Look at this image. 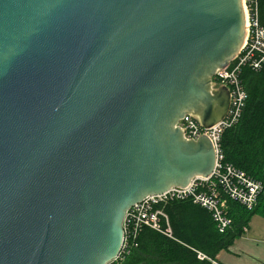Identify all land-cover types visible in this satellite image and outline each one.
<instances>
[{
	"label": "water",
	"instance_id": "water-1",
	"mask_svg": "<svg viewBox=\"0 0 264 264\" xmlns=\"http://www.w3.org/2000/svg\"><path fill=\"white\" fill-rule=\"evenodd\" d=\"M242 0H0V264H108L127 210L213 171Z\"/></svg>",
	"mask_w": 264,
	"mask_h": 264
},
{
	"label": "trees",
	"instance_id": "trees-1",
	"mask_svg": "<svg viewBox=\"0 0 264 264\" xmlns=\"http://www.w3.org/2000/svg\"><path fill=\"white\" fill-rule=\"evenodd\" d=\"M260 12L264 24V0H260ZM243 81L247 91L243 115L224 130L220 145L224 163L262 183L256 206L249 209L228 197L231 223L220 230L206 208L188 200L169 202L165 210L172 235L146 227L134 244L108 264H212L217 254L240 236L252 215L264 213V65L257 71L246 68Z\"/></svg>",
	"mask_w": 264,
	"mask_h": 264
},
{
	"label": "built area",
	"instance_id": "built-area-1",
	"mask_svg": "<svg viewBox=\"0 0 264 264\" xmlns=\"http://www.w3.org/2000/svg\"><path fill=\"white\" fill-rule=\"evenodd\" d=\"M245 12V40L239 53L228 65L216 70L213 89L226 86L230 93V108L225 118L210 126L201 123L193 113L185 114L176 125L187 139L207 136L214 147L216 162L208 176H195L185 186H172L166 191L151 194L130 207L123 218L124 238L121 252L134 244L141 231L151 227L172 235L170 227H163L167 219L165 205L173 201L188 200L212 213L220 230L227 228L231 219L227 216V198L239 201L247 208L256 206L263 185L230 164L223 161L221 137L225 129L238 123L246 105L247 91L243 81L246 68L255 71L264 65V24L261 22L260 0H242ZM167 221V220H166ZM117 257V258H118ZM200 257H203L200 254Z\"/></svg>",
	"mask_w": 264,
	"mask_h": 264
},
{
	"label": "crops",
	"instance_id": "crops-1",
	"mask_svg": "<svg viewBox=\"0 0 264 264\" xmlns=\"http://www.w3.org/2000/svg\"><path fill=\"white\" fill-rule=\"evenodd\" d=\"M166 214L167 219H163V223L171 228ZM212 264H264V213L252 215L240 236L228 248L221 250Z\"/></svg>",
	"mask_w": 264,
	"mask_h": 264
}]
</instances>
